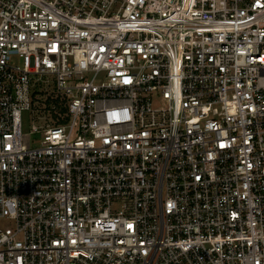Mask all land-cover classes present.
<instances>
[{
    "label": "built area",
    "instance_id": "2783aa9c",
    "mask_svg": "<svg viewBox=\"0 0 264 264\" xmlns=\"http://www.w3.org/2000/svg\"><path fill=\"white\" fill-rule=\"evenodd\" d=\"M0 220V264H264V0H0Z\"/></svg>",
    "mask_w": 264,
    "mask_h": 264
},
{
    "label": "rangeland",
    "instance_id": "374dc122",
    "mask_svg": "<svg viewBox=\"0 0 264 264\" xmlns=\"http://www.w3.org/2000/svg\"><path fill=\"white\" fill-rule=\"evenodd\" d=\"M45 80H49L48 84H42V87L45 88L48 92L54 91V84H53V78L52 77H46ZM40 114L32 113L31 111L23 114V133L28 134L31 130V128L35 126H40L44 124L42 120L39 119ZM38 137V136H37ZM36 136H32V141L37 139ZM0 229H2L5 232H13L14 231V223L9 220H0Z\"/></svg>",
    "mask_w": 264,
    "mask_h": 264
}]
</instances>
